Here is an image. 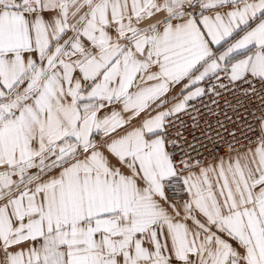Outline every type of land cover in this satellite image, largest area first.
I'll use <instances>...</instances> for the list:
<instances>
[{
  "label": "snow or ice",
  "instance_id": "1",
  "mask_svg": "<svg viewBox=\"0 0 264 264\" xmlns=\"http://www.w3.org/2000/svg\"><path fill=\"white\" fill-rule=\"evenodd\" d=\"M0 264H264V0H0Z\"/></svg>",
  "mask_w": 264,
  "mask_h": 264
}]
</instances>
